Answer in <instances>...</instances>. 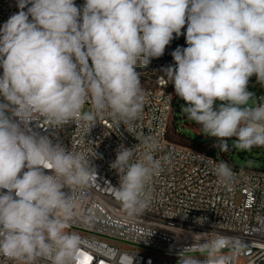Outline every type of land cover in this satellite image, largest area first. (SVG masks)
Here are the masks:
<instances>
[{"label": "clouds", "instance_id": "clouds-1", "mask_svg": "<svg viewBox=\"0 0 264 264\" xmlns=\"http://www.w3.org/2000/svg\"><path fill=\"white\" fill-rule=\"evenodd\" d=\"M17 7L0 26V257L79 264L81 239L67 231L70 193L90 184L94 166L31 125L38 118L52 129L77 119L95 125L108 112L131 126L146 101L136 69L161 57L185 25L187 47L172 52L176 67L164 70L161 86L173 84L187 119L221 151L232 138L241 151L264 147V101L248 90L253 76L264 84V0H84L82 7L17 0ZM142 145H121L110 165L119 176L112 193L129 215L148 207V186L162 169L155 140ZM213 171L225 186L236 180L226 162ZM193 241L177 251V264H232L240 250L217 232Z\"/></svg>", "mask_w": 264, "mask_h": 264}, {"label": "built area", "instance_id": "built-area-1", "mask_svg": "<svg viewBox=\"0 0 264 264\" xmlns=\"http://www.w3.org/2000/svg\"><path fill=\"white\" fill-rule=\"evenodd\" d=\"M75 4L82 7L84 0H75ZM18 11L17 0H0V26ZM181 32L186 33V25ZM178 47L187 44L174 34L163 62L151 61L137 69L164 64L165 56H172ZM159 81L141 85L146 101L131 126L108 112L95 125L77 119L52 129L43 118L31 125L54 143L83 154L94 166L90 184L70 193L74 207L67 231L81 239L79 264H177V251L191 245L193 235L208 232L239 243L232 264H264V169L236 166L220 153L173 147V140L166 139L169 129L163 115L173 113L176 94L173 84L162 87ZM85 106L91 111L90 102ZM145 137L155 140L154 156L161 160L162 169L148 186V207L129 215L112 193V186H119V176L110 165L121 145L142 151ZM221 162L236 173L230 186L220 183L214 174V165ZM0 264L15 262L0 257Z\"/></svg>", "mask_w": 264, "mask_h": 264}, {"label": "rangeland", "instance_id": "rangeland-1", "mask_svg": "<svg viewBox=\"0 0 264 264\" xmlns=\"http://www.w3.org/2000/svg\"><path fill=\"white\" fill-rule=\"evenodd\" d=\"M154 62H163V60H154ZM168 67H176L175 61H173L172 56L165 59L164 64L157 65L153 68H149L148 70L141 72V85L148 83V81H156L160 76L164 74V70ZM248 90L255 94L254 100L256 102H260L261 99L264 100V84L258 83L254 76L249 80ZM183 104L184 101L176 96L173 113L171 115L169 139L173 140L177 144L186 146L191 149H195L194 146H199L201 150H195L207 152L209 147L203 145H194L192 142L202 143L205 140H214V138H208L201 135L200 126L192 121H189L186 115L182 112L181 106ZM83 111H89L88 106H85ZM234 140L235 138H232L228 141L231 147L229 146V149L226 152L221 151L218 147L219 153L223 157L227 156L228 159H230L236 166L239 167L264 169V147H254L250 151H241L233 147Z\"/></svg>", "mask_w": 264, "mask_h": 264}, {"label": "bare ground", "instance_id": "bare-ground-1", "mask_svg": "<svg viewBox=\"0 0 264 264\" xmlns=\"http://www.w3.org/2000/svg\"><path fill=\"white\" fill-rule=\"evenodd\" d=\"M185 33H182L180 35V40L183 41V44H186V39H185ZM168 57H171V56H165V59H167ZM154 60H163V55L159 58H152L151 61H154ZM137 70H140V69H137ZM140 74H141V71H138ZM161 77V76H160ZM160 77L156 80H160ZM171 115L172 113H165V115H163V122L164 124H166V129H169L170 128V123H171ZM169 132V131H168ZM168 132H166V139L167 140H171L169 139L168 137ZM173 147H180V149H185V150H194V149H191V148H188L186 146H182L180 144H177L173 141Z\"/></svg>", "mask_w": 264, "mask_h": 264}, {"label": "trees", "instance_id": "trees-1", "mask_svg": "<svg viewBox=\"0 0 264 264\" xmlns=\"http://www.w3.org/2000/svg\"><path fill=\"white\" fill-rule=\"evenodd\" d=\"M181 42H183L182 40H180ZM187 44V43H186ZM148 70V69H147ZM137 71H146L145 69H140V70H137ZM261 101H264L263 99L260 100ZM168 137H169V132H168ZM194 145H203V146H207L209 147V149L207 150V153L211 154V155H215L217 153H219V148L218 146H214L215 145V140H205L204 142L202 143H195V142H192ZM230 146V145H229ZM195 149H198V150H201V148L199 146H194ZM231 147V146H230ZM194 149V150H195Z\"/></svg>", "mask_w": 264, "mask_h": 264}]
</instances>
